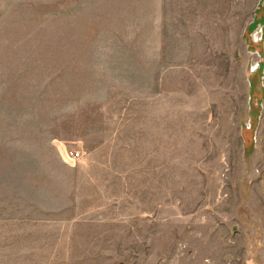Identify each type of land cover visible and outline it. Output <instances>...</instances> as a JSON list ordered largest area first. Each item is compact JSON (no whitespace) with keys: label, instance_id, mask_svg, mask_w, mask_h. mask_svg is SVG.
I'll return each instance as SVG.
<instances>
[{"label":"rangeland","instance_id":"1","mask_svg":"<svg viewBox=\"0 0 264 264\" xmlns=\"http://www.w3.org/2000/svg\"><path fill=\"white\" fill-rule=\"evenodd\" d=\"M0 264H264V0H0Z\"/></svg>","mask_w":264,"mask_h":264},{"label":"built area","instance_id":"2","mask_svg":"<svg viewBox=\"0 0 264 264\" xmlns=\"http://www.w3.org/2000/svg\"><path fill=\"white\" fill-rule=\"evenodd\" d=\"M70 157L73 160H77L79 158V153L78 152H71Z\"/></svg>","mask_w":264,"mask_h":264}]
</instances>
